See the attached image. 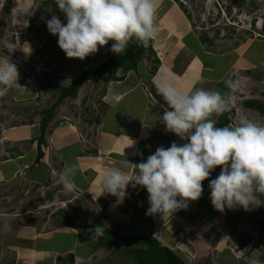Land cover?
Returning a JSON list of instances; mask_svg holds the SVG:
<instances>
[{
    "label": "crops",
    "instance_id": "1",
    "mask_svg": "<svg viewBox=\"0 0 264 264\" xmlns=\"http://www.w3.org/2000/svg\"><path fill=\"white\" fill-rule=\"evenodd\" d=\"M22 2L24 0H0V28L3 31L10 27L12 32L10 30L8 32L19 34L17 36L21 40L20 44L16 45V42L12 40L14 38H10L11 41L15 42L13 51L18 53L17 56L12 57L7 52L0 50V62L10 60L17 66L19 71L17 83L23 80H28L31 83L34 74L37 73L48 79L45 86L47 90H49L48 85L50 84L67 86L75 75L95 67L114 54L110 51L113 43L109 41L108 45L99 48L96 54L85 58L83 61L67 58L63 51L58 48L57 37L45 33L42 29L44 24L39 15L38 21L41 23L43 31L41 29L35 31L36 28L31 27L35 22L34 19L32 20L33 15L23 18L28 20L26 27L23 25L22 18L16 17V8ZM156 7L155 23L158 35L151 41L155 55L145 53L138 60L137 66L133 70L124 71L119 68L116 75L123 76L122 79H111L104 76L97 83L93 82L94 84L102 83L106 87L103 99L107 101L106 108L99 115L98 120L92 117L86 120L88 129L94 130L99 126L95 148L84 147L79 139V130L82 128L78 130L76 125L79 123V117L73 114L72 108V102H75L77 95L67 96L58 104L53 113L56 120L51 118L48 122V125L51 123L57 128L50 133L46 132L47 135H50V139L46 140L44 136L48 143L49 140L56 141L58 145H55V148L65 166H76L77 172L74 182L76 189L79 190L80 188L83 191L84 199L89 203L99 201L103 206L101 207L99 204L98 206L103 208L105 212L106 208L110 209L112 205H119L109 203L113 201L109 199L110 195L100 189V180L96 179L98 173H95L92 167L95 168L96 164L102 162H113L131 179L138 172L134 165L145 162L147 157L154 154L158 147L167 148L173 142L183 143L177 136L165 129L162 116L164 111L168 110V105L157 92L154 85L155 80L162 77L167 78L185 92L189 91L195 84L196 87L224 94L229 91L226 81L238 76L243 79L242 89H245L249 96L248 99L239 103L240 106L264 119V112L245 105L246 101H257L264 105V39H251L239 51L238 48L215 51L214 40L211 43L208 40L202 41L203 36L195 30L184 11L174 1L156 0ZM154 58H157L158 62L156 69L152 72V68L155 66ZM258 89L261 91L258 92ZM49 91L53 93L56 100L55 93ZM152 92L160 96V102ZM21 94L30 96L31 93L27 91ZM59 109H61L59 115L61 119L55 124ZM233 115L234 112H226L219 117L214 116L213 118L217 122L216 126L226 119H228V124L225 126L231 125L230 119ZM48 125L46 129L48 127L51 129L52 126ZM88 132L86 130V133ZM40 133V125L37 123L27 126L6 127L2 136L0 135V143H2L0 150L7 153L11 161L10 159L1 161L0 163L3 164L0 165V171H6V175L9 172L10 174L14 172V176L20 168L28 164L34 156L32 151H24L26 149L23 148L24 141L26 139L35 141ZM130 139L135 142L132 146H130ZM3 142L6 143V146ZM45 142L41 145L42 148L45 147ZM96 154H100L103 160L96 158L92 160V158L89 160H92L89 165L88 159L83 158L90 155L96 156ZM42 161L45 162V158ZM92 163H95L94 166L91 165ZM40 165L44 166L41 160L36 166L38 175L26 172V176L28 178L31 176L37 179L42 178L47 181L50 178L46 172L47 167H43L42 171L39 172ZM219 172L220 169L216 168L210 179H215ZM0 177L4 179L2 182L7 183L9 178L4 177L3 174ZM202 183L204 188L202 197L198 201L188 202L196 210L193 217L203 218V223L198 226L199 229L193 231L194 235L204 236L206 240L209 238L211 241H207V243L214 247V252L217 251L221 254L224 251L230 252V245L235 243L239 247L250 246L247 254L254 255L256 253L264 259V207L250 212H245L239 208L236 210L225 209L224 213L218 212L211 204L209 181L205 180ZM55 185L58 192L60 188L63 189L60 183ZM127 191L130 194V199L128 196L126 197L128 200L125 199L137 206L134 216L141 223L143 217L145 219L150 215L148 214L150 205L148 202H144L146 189L139 185L133 187L132 184H129ZM95 194L97 198H95ZM47 197L52 198V194L48 193ZM85 200H81L79 203L85 205ZM66 202L69 204L68 202H72V199L70 198ZM67 204L66 206H68ZM133 208L131 207V209ZM122 211L126 213L127 209H122ZM37 213L41 215L45 212L38 210ZM1 216L3 217L4 214ZM158 216L162 215L158 214ZM60 225L59 231L40 233L36 228L19 224V222L17 226L8 225L4 222L3 227L0 225V264H53L55 258H58L57 253L60 250L69 251L73 245L72 240L67 239L65 242L63 237L69 236L67 238H70L74 235L70 233L68 227L64 226L63 221L60 222ZM146 228H143L141 232H149ZM203 230L205 235H202ZM79 236L77 237L79 238ZM87 239L83 241L87 242ZM213 254L212 257H217ZM69 257L72 261L73 256L69 255Z\"/></svg>",
    "mask_w": 264,
    "mask_h": 264
},
{
    "label": "clouds",
    "instance_id": "2",
    "mask_svg": "<svg viewBox=\"0 0 264 264\" xmlns=\"http://www.w3.org/2000/svg\"><path fill=\"white\" fill-rule=\"evenodd\" d=\"M56 5L66 23L53 15L46 26L58 37V47L69 59L83 61L109 41H114L110 51L119 55L131 41L148 46L158 35L156 0H56ZM37 8L35 0H24L16 8V17L26 27L28 20L23 18L32 16ZM6 43L9 49L15 47L11 40ZM18 79L14 63L0 62V98L12 87H20ZM154 85L168 105L162 116L165 129L183 143L158 147L145 162L134 165L138 169L134 178L120 168H109L102 178L103 191L119 205L127 197L130 183L142 186L148 193V214L171 216L186 209L188 202L198 201L204 191L202 182L208 180L211 204L218 212L264 207V124L238 110L241 78L228 79L229 91L224 94L195 84L185 92L164 77ZM234 110L236 123L216 126L214 116ZM130 141L132 146L135 142ZM216 168H220L218 176L210 179ZM76 172L75 165H66L58 174V183L66 192L76 189ZM97 231L102 234V227Z\"/></svg>",
    "mask_w": 264,
    "mask_h": 264
},
{
    "label": "rangeland",
    "instance_id": "3",
    "mask_svg": "<svg viewBox=\"0 0 264 264\" xmlns=\"http://www.w3.org/2000/svg\"><path fill=\"white\" fill-rule=\"evenodd\" d=\"M168 1H174L181 7L192 23V26L194 25L195 30L201 36L202 34H206L214 40L215 51H225L235 48H238L239 51L244 48L243 46H246V43L251 39H264V31L262 30L264 25V0ZM35 4L39 7L40 0H35ZM38 15L43 19L39 8L35 10L32 18L35 22L31 27H35V31H39L42 27L41 23L38 21ZM53 15L58 16L62 22L66 23V18L63 13L57 15L55 12H52L49 15V19H51ZM43 24L44 27H42V29L45 33L49 34L44 21ZM42 29L41 31H43ZM9 30L12 32L10 27H7L3 31L0 28V50L2 52H7L8 55L13 57L17 56L18 53H14L13 49H9L6 42L9 41L11 37H15L19 34L9 33ZM20 42L21 40L18 39L16 45L20 44ZM112 43L114 42L112 41ZM149 45L152 47L151 42ZM59 50L61 49L59 48ZM146 53L150 54L148 52ZM154 55L155 53L153 56ZM241 80L243 79L241 78ZM47 82L48 79L46 77H42V74L36 73L34 74L31 83L28 80L20 81L18 82L20 87H12L6 96L0 98L1 136L3 130L8 126H27L34 123L40 125L39 121L43 116V111L55 102L53 93L45 89ZM88 82L89 81H86L84 82L85 84L83 83L84 85L81 84L79 86L76 94L77 98H75V102H72V108L73 114L79 117V123L76 126H78V130L79 128H82V130H79V139L82 142V145L84 147L95 148V142H97V136L99 135V126L94 128V130L88 129L86 120H89L91 117L98 120L99 115L104 111V108H106L107 101L103 99L106 87L102 85V83L94 84L93 81ZM27 91L31 93L30 96L21 94L22 92ZM260 91L261 90L258 92ZM157 95L158 94H154V97L159 101L160 96ZM248 97L247 91L242 89L239 93L238 110L245 113L250 119L264 124V119H262L260 115L253 114V112L247 111L240 106L239 103L245 101ZM236 111L237 110L232 111L234 112V115L231 116L230 119L231 125L237 122L235 115ZM57 112L58 118L57 121H55V124L61 119L59 118L61 109ZM51 118L56 120L53 115ZM65 119L68 120L67 118ZM50 125L52 126L51 129L48 127L44 132L46 140L50 139V135H47V133H50L57 128L51 123ZM86 130L89 132L86 133ZM92 133L93 135L91 136ZM24 142L25 144L23 148H26L24 151L33 152L34 157L30 159V162L20 168L14 176V172L11 174L9 172L8 175H6V171H0L1 176L3 174L4 177L9 178L7 179V183H5V181L2 182L4 179L0 177V225L3 227L5 222L8 225L11 224L17 226V223L19 222V224L36 228L40 233H50L55 230H60L61 221H64L65 219L73 221L77 224L76 226H64L70 229V233H72L74 237H63L65 242H67V239L72 240L73 245L70 247L69 251L60 250L57 253L58 258H55L53 264H137L134 255L126 254V250L130 248V246L124 245L118 250H114V247L111 245L101 246L99 244L98 238L101 234L97 231L96 227L92 226L93 221L98 217L102 220L105 226L118 230L125 235H129L133 232H141L143 231V228L147 227L146 229L149 233L174 251L183 262H185V264H249L246 262L248 261V257L250 255L255 257L256 255L247 254L248 250H242V247L239 246L238 250H232L234 249V246H237L235 243L230 245V252L224 251L222 254L217 251L214 252V247L207 243V241H211L209 238L206 240L204 236L199 237L194 235L193 231L195 232L199 229L198 226L203 223V218L198 219L193 217V213L196 210H194V207L189 204L186 209L182 208L171 216L170 214H166L165 216L151 214L145 219L143 217L142 222L140 223L139 219L134 216L136 214L137 206L134 205V203L127 202V198L122 204H119V206L112 205L110 209L105 207V212L103 208H101L103 205L100 204L99 201L96 203L90 202L91 204L87 202L84 199L82 195L83 191L80 188L79 190L75 189L71 193L60 188L58 192V188H56L55 184H59L58 174L63 170L65 165L61 161L60 154L55 148V145H58L56 144V141L49 140V143L47 141L45 142V147H41L43 154L38 160H41V162L44 163V166L40 165L38 168V170L40 169L39 172L42 171L41 169L43 167H47L46 172L50 178H48L47 181L32 176L28 178L26 172L34 174L38 173L36 168V166H38V162H36L38 146L37 140L26 139ZM3 144L6 146L5 142H3ZM0 145L2 146V143H0ZM43 158H45V162L42 161ZM83 158L88 159L87 161L92 158V160H94V158L103 160V157L100 156V154H96V156L90 155ZM7 159H10V156L0 150V162ZM91 161H89V165ZM102 163L96 164V166L93 165L95 163L91 164L95 167H92L93 171L98 173L96 174V179L100 180V183L102 182L101 180L105 172L109 168L116 167L113 162ZM2 164L3 163H0V165ZM24 169H26L25 172ZM37 181L43 183L39 184ZM100 189L102 190V186ZM48 193L52 194V198L47 197ZM127 193L129 198L130 194L128 191ZM94 196L97 198L96 194ZM70 198L72 199V202H68L69 204H67L66 200ZM109 199L113 201L109 203L118 205L115 197L110 195ZM144 199V202H148L147 191L145 192ZM81 200H85V205L79 203ZM66 204L68 206H66ZM98 204L101 207L98 206ZM61 206H64V208H61ZM131 207L134 208L131 209ZM122 209H127L126 213L123 212ZM38 210L44 211L45 213L38 215ZM119 211L122 212L118 213ZM2 214H4L3 217L1 216ZM189 233L193 234L190 235ZM79 235L84 238L87 237V242L81 241L77 237ZM202 235H205L204 230ZM212 254L217 255V257H212ZM69 255L73 256L72 261H70Z\"/></svg>",
    "mask_w": 264,
    "mask_h": 264
},
{
    "label": "trees",
    "instance_id": "4",
    "mask_svg": "<svg viewBox=\"0 0 264 264\" xmlns=\"http://www.w3.org/2000/svg\"><path fill=\"white\" fill-rule=\"evenodd\" d=\"M39 11L42 15V20L46 23L49 19V15L55 12L57 15L62 12L57 8L56 0H40ZM264 31V25L262 27ZM202 41L208 40L209 43L212 42V38H208L206 34H202ZM154 54V51L150 45L147 47L138 44L135 40L131 41L122 54L116 55L115 53L109 56L106 60L100 62L95 67L86 69L79 74L75 75L71 83L67 86L60 84H50L48 89L53 91L56 95L55 102L47 109L43 111V116L40 119V129L41 133L37 138L38 153L36 162L42 156L41 145L44 144V132L46 126L53 115L58 104L67 96H74L81 84L86 81L98 82L104 76L111 79H120L121 77L116 75L119 68L123 70H133L136 68L138 60L143 56L144 53ZM155 66L152 68V72L156 69V64L158 62L157 58H154ZM123 78V76H122ZM248 107H255L259 111L264 112V105L257 101H246L245 103ZM228 124V119L217 125V127H223ZM220 169V168H217ZM64 225L73 226L77 225L73 221L65 219ZM93 227H102L103 232L98 238V242L101 246L111 245L114 250H118L121 246H130L126 250L127 255H134V259L137 264H185L183 260L169 247L159 241L149 232H133L129 235H125L118 230L108 228L104 223L96 218L93 223ZM80 240H86L87 237L79 236Z\"/></svg>",
    "mask_w": 264,
    "mask_h": 264
},
{
    "label": "built area",
    "instance_id": "5",
    "mask_svg": "<svg viewBox=\"0 0 264 264\" xmlns=\"http://www.w3.org/2000/svg\"><path fill=\"white\" fill-rule=\"evenodd\" d=\"M13 38H14L13 40H15V38H16L15 42H17V40L19 39L18 36H15ZM235 115H236V112H235ZM233 248L234 249H232V250H235V249L238 250V246H234ZM249 249H250V246H248V247H242V250H249ZM245 260H247V259H245ZM246 262L249 263V264H264V259H262L261 257H259L258 254H256L255 257H253V256L250 255L248 257V261H246Z\"/></svg>",
    "mask_w": 264,
    "mask_h": 264
}]
</instances>
